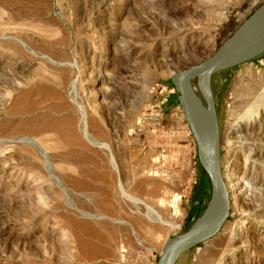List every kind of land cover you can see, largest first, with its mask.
<instances>
[{
  "label": "rangeland",
  "instance_id": "rangeland-1",
  "mask_svg": "<svg viewBox=\"0 0 264 264\" xmlns=\"http://www.w3.org/2000/svg\"><path fill=\"white\" fill-rule=\"evenodd\" d=\"M262 4L0 0V264H156L211 196L170 78ZM207 82L230 216L176 264H264V54Z\"/></svg>",
  "mask_w": 264,
  "mask_h": 264
},
{
  "label": "water",
  "instance_id": "water-1",
  "mask_svg": "<svg viewBox=\"0 0 264 264\" xmlns=\"http://www.w3.org/2000/svg\"><path fill=\"white\" fill-rule=\"evenodd\" d=\"M262 54H264V4L249 16L211 57L173 74L170 78L185 123L196 145L198 163L209 178L211 196L201 217L185 233L164 243L156 264H176L186 251L214 238L230 216V194L220 164L218 124L212 98L210 96L214 130L210 132L200 121L192 97V80L200 81V89L201 84L208 83L207 80L211 76L230 70Z\"/></svg>",
  "mask_w": 264,
  "mask_h": 264
},
{
  "label": "bare ground",
  "instance_id": "bare-ground-1",
  "mask_svg": "<svg viewBox=\"0 0 264 264\" xmlns=\"http://www.w3.org/2000/svg\"><path fill=\"white\" fill-rule=\"evenodd\" d=\"M192 97L196 105L200 121L206 129L212 132L214 130V118L210 95L208 92V83L201 84L200 89L192 93Z\"/></svg>",
  "mask_w": 264,
  "mask_h": 264
}]
</instances>
